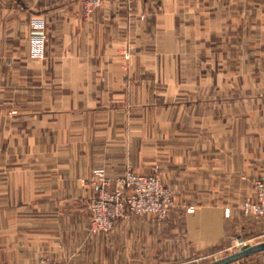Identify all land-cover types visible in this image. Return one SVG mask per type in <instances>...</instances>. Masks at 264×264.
<instances>
[{
  "label": "rangeland",
  "instance_id": "374dc122",
  "mask_svg": "<svg viewBox=\"0 0 264 264\" xmlns=\"http://www.w3.org/2000/svg\"><path fill=\"white\" fill-rule=\"evenodd\" d=\"M80 1L89 18L109 0L90 11ZM133 1H122L118 57L101 60L120 71L119 89L90 92L99 132L112 130L98 153L58 123L82 114L67 105L65 44L32 32L47 39L42 62L0 44V179H38L41 195L65 182L55 195L67 205V258L33 264H208L264 242V218L244 207L264 184V0H152L145 32ZM216 165H231V185L193 177ZM231 264H264V251Z\"/></svg>",
  "mask_w": 264,
  "mask_h": 264
},
{
  "label": "crops",
  "instance_id": "0c3cea01",
  "mask_svg": "<svg viewBox=\"0 0 264 264\" xmlns=\"http://www.w3.org/2000/svg\"><path fill=\"white\" fill-rule=\"evenodd\" d=\"M122 1L109 0L86 18L80 0H0V44L20 43L19 56L33 62H42L46 58L45 46L48 42L47 39L31 38L32 32L43 31L48 34V40L65 44L62 58L67 60V68L63 72L70 78L73 76L67 84L75 83L74 87L67 86L74 94L71 93L67 98V105L72 104L74 108L78 106L81 109L78 112L82 114L75 118V114H72L75 112L67 113V117L58 118V123L67 121V137L63 136L64 139L74 138L75 133L71 135L70 132L81 129L83 136L80 138L85 140L83 147H96L94 153L106 149L99 140L110 139L112 130L108 129L107 134L99 132L100 127L95 124L101 120L90 116L88 109L95 107L99 100L90 92L105 91L109 87L113 89L115 85L119 89L114 75L120 71L113 65L103 66L101 60L118 57L120 16L126 11ZM130 8L129 11L134 10L139 15H148V19L143 20L145 32V27L150 24L148 21L152 19V0H134ZM215 9V4L208 2V18ZM224 12H231V8ZM75 90L87 93L78 95ZM74 96L77 98L73 99ZM38 103V100L34 102L31 99L29 105L33 107ZM15 117V122L23 119L21 116ZM31 128L35 133L31 138H38V126ZM50 136L52 132L47 138ZM89 140H93V143ZM83 152L91 153L90 150ZM202 167L194 170V178H201L204 183L222 180L223 184L231 185V165L228 168L223 166V170L217 165V168L213 167L217 175H209L210 168ZM0 180V251L7 264H33L41 254L55 259L67 258V242H71V232L67 227V205L56 204L55 195L60 190L65 193V188L62 189L64 180H60L59 184H52L53 180H49V189L42 195L38 179H32L29 185L11 177Z\"/></svg>",
  "mask_w": 264,
  "mask_h": 264
},
{
  "label": "built area",
  "instance_id": "2783aa9c",
  "mask_svg": "<svg viewBox=\"0 0 264 264\" xmlns=\"http://www.w3.org/2000/svg\"><path fill=\"white\" fill-rule=\"evenodd\" d=\"M102 0H86L85 10L90 11L92 9L100 7ZM258 200L256 203L247 202L245 207L246 213H252L256 216L264 218V184L258 183L256 186Z\"/></svg>",
  "mask_w": 264,
  "mask_h": 264
},
{
  "label": "water",
  "instance_id": "95a60500",
  "mask_svg": "<svg viewBox=\"0 0 264 264\" xmlns=\"http://www.w3.org/2000/svg\"><path fill=\"white\" fill-rule=\"evenodd\" d=\"M262 251H264V242L256 245H246L242 247L237 253L226 256L222 259L216 260L208 264H231L241 259H244L252 254Z\"/></svg>",
  "mask_w": 264,
  "mask_h": 264
}]
</instances>
